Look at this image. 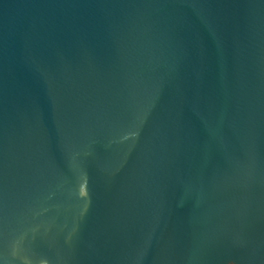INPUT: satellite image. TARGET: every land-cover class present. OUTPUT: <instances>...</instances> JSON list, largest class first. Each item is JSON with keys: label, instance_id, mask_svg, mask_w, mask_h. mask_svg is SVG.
Masks as SVG:
<instances>
[{"label": "water", "instance_id": "obj_1", "mask_svg": "<svg viewBox=\"0 0 264 264\" xmlns=\"http://www.w3.org/2000/svg\"><path fill=\"white\" fill-rule=\"evenodd\" d=\"M0 264H264V0H0Z\"/></svg>", "mask_w": 264, "mask_h": 264}]
</instances>
